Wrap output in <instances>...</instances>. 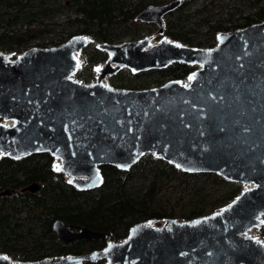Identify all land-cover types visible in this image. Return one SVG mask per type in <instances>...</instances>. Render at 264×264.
<instances>
[{
  "label": "water",
  "instance_id": "obj_1",
  "mask_svg": "<svg viewBox=\"0 0 264 264\" xmlns=\"http://www.w3.org/2000/svg\"><path fill=\"white\" fill-rule=\"evenodd\" d=\"M180 3L151 4L138 14V20L159 26V43L150 46L153 37L146 35L97 47L107 52L108 65L133 72L175 62L199 66L189 88L183 79L146 89L73 79L88 35L31 47L10 63L12 54L0 49V152L14 159L49 152L61 161L60 172L87 190L103 184L102 165L128 171L148 154L184 171L216 173L256 187L203 217L138 223L123 241L107 240L88 253L36 261L0 253V264H264V243L243 236L264 216V21L220 32L212 48L192 47L165 34V15ZM6 121L16 123L9 127ZM41 188L34 182L21 192ZM53 229L66 244L108 237L60 219Z\"/></svg>",
  "mask_w": 264,
  "mask_h": 264
},
{
  "label": "trees",
  "instance_id": "obj_2",
  "mask_svg": "<svg viewBox=\"0 0 264 264\" xmlns=\"http://www.w3.org/2000/svg\"><path fill=\"white\" fill-rule=\"evenodd\" d=\"M168 2L0 0V48L22 53L49 36L56 46L77 34L90 35L99 43H118L125 37L136 40L155 31L142 29L144 22L136 23L138 14L151 4ZM61 17L66 19L57 21ZM165 21L166 36L188 46L212 48L220 32L264 21V0H182L165 15ZM146 24L152 27L150 24L155 23ZM83 57L76 77L91 83L95 67L105 62L108 54L92 46ZM196 68L182 62L140 72L123 68L112 75V83L115 87L146 89L171 79H186ZM54 165V157L49 152L24 159L3 157L0 160V191L18 190L17 194L0 197V253L23 261L81 255L103 248L107 240L123 241L138 223L169 218L192 220L209 215L226 207L244 190L242 182L216 173L184 171L152 154L128 171L102 165L104 182L90 190L69 183L63 173L54 170ZM34 182L42 184L38 193L20 192ZM58 219L105 232L108 237L66 244L57 238L53 229ZM260 235L264 237V225ZM83 264L105 262L84 261Z\"/></svg>",
  "mask_w": 264,
  "mask_h": 264
},
{
  "label": "rangeland",
  "instance_id": "obj_3",
  "mask_svg": "<svg viewBox=\"0 0 264 264\" xmlns=\"http://www.w3.org/2000/svg\"><path fill=\"white\" fill-rule=\"evenodd\" d=\"M136 1V0H134ZM149 1V0H148ZM171 1V0H170ZM182 1V0H181ZM72 17H74V15H72ZM66 18L65 17H61L59 18V22L61 21H64ZM140 20H136V23H139ZM145 23L147 22H144V25L142 27V29H149V28H153L155 31L154 33L152 34V44H157L161 41V35L159 34V26L154 24H150L152 27H149V24H146ZM148 27V28H147ZM56 36V35H55ZM90 36V35H88ZM89 41H88V44L83 48L82 52H80L78 54V58H79V66H81V64H83L84 62V57H83V54L86 52V51H91L92 50V46L96 47L97 48V45L99 44V42L94 39L92 36H90L89 38ZM130 41V40H134L132 39L131 37H125L122 39V41ZM52 39H51V36H49L48 38L46 39H41L39 41H36L34 44H32L33 46L32 47H40V48H48V47H52V46H55V45H52L53 43L51 42ZM180 42V41H178ZM119 43V42H118ZM153 45H150V46H153ZM42 46H46V47H42ZM149 48V46H148ZM1 49V48H0ZM2 50V49H1ZM3 52H5L4 50H2ZM7 53V52H6ZM10 54H12V56H10L8 59L6 60H11V62H15V58H17L21 53H15V52H8ZM83 53V54H82ZM107 53V52H106ZM108 59V58H107ZM197 68L199 66H196ZM123 68H126L125 66H120L119 64L117 63H112V64H107V60L105 62H101L99 63L95 69H94V74H95V77H94V81L93 82H98L99 79L102 80V82L106 83L107 85H113L112 83V75H114L117 71L123 69ZM97 69H99V71H97ZM131 70V69H130ZM132 71V70H131ZM78 71H75L73 74H72V78L75 79V80H78L80 82H84L83 80H81L80 78H77L76 77V73ZM192 74H190L189 76H191ZM188 76V77H189ZM188 77L186 79H183V81H187L188 80ZM85 83V82H84ZM157 85H152V87H155ZM151 88V87H150ZM2 158V157H1ZM59 161L56 160L55 161V165H54V169H55V166L56 165H59ZM60 166V165H59ZM60 168L62 169V167L60 166ZM64 176L66 177V180L67 181H70L71 179H69V176L68 174H64ZM72 177V176H71ZM73 178V177H72ZM73 180V179H72ZM71 180V181H72ZM74 182V180L72 181V183ZM74 185H76V183H74ZM244 185V184H243ZM244 187V190L248 189L245 185L243 186ZM262 219V222L261 224H258L257 226L255 227H252L250 230H248L246 233L243 234L244 237L246 238H260V239H263L264 240V237L262 235H260V229L261 227L264 225V216L261 217ZM165 222V220H157V221H151V224H154V225H161ZM6 256H8L9 258L11 259H14L11 255L9 254H6ZM16 260V259H14Z\"/></svg>",
  "mask_w": 264,
  "mask_h": 264
},
{
  "label": "bare ground",
  "instance_id": "obj_4",
  "mask_svg": "<svg viewBox=\"0 0 264 264\" xmlns=\"http://www.w3.org/2000/svg\"><path fill=\"white\" fill-rule=\"evenodd\" d=\"M87 41H89V39H87ZM150 45H153L152 44V42L150 43ZM155 45V44H154ZM78 60H79V58H78ZM11 62V60H6V63H10ZM191 82H192V80L190 81L189 80V77H188V80L187 81H183V84L184 85H189V87H190V85H191ZM104 83V82H103ZM105 84V83H104ZM189 87H186V88H189ZM5 125H7V126H9V127H12L16 122H14V121H6V122H3ZM4 156V154L2 153V152H0V157H3ZM69 179H75V178H72L71 176H69ZM72 180V181H73ZM246 186V185H245ZM248 189H252V188H255L256 187V185L255 184H249V185H247L246 186ZM256 239H259L262 243H264V240L263 239H260V238H256Z\"/></svg>",
  "mask_w": 264,
  "mask_h": 264
},
{
  "label": "snow or ice",
  "instance_id": "obj_5",
  "mask_svg": "<svg viewBox=\"0 0 264 264\" xmlns=\"http://www.w3.org/2000/svg\"><path fill=\"white\" fill-rule=\"evenodd\" d=\"M220 39L222 40L223 38H220ZM97 71H99V69H97ZM194 78H195V74H192L191 76H189V80L190 81L193 80ZM185 87H189V85H185ZM55 170L56 171H61L62 169L60 168L59 165H56L55 166ZM97 175H98V173H97ZM69 183H72V181L70 180Z\"/></svg>",
  "mask_w": 264,
  "mask_h": 264
},
{
  "label": "flooded vegetation",
  "instance_id": "obj_6",
  "mask_svg": "<svg viewBox=\"0 0 264 264\" xmlns=\"http://www.w3.org/2000/svg\"><path fill=\"white\" fill-rule=\"evenodd\" d=\"M91 83H92V82H91ZM105 85H107V84L105 83ZM108 85H109V84H108ZM112 86H114V85H112ZM3 157H5V156H3ZM3 157H2V158H3ZM6 157H8V156H6ZM2 158H1V159H2ZM56 160H58L59 162H61L59 159L54 158V161H56ZM53 167H54V166H53ZM59 172H60V171H59ZM63 174H65V173H63ZM25 187H26V186H25ZM23 188H24V187H23ZM23 188H22V189H23ZM7 189H11V188H7ZM22 189H21V190H22ZM4 190H6V189H4ZM21 190H20V192H21ZM2 191H3V190H2ZM16 191H17V192H16V194H17V193H18V190L16 189ZM0 192H1V191H0ZM24 192H26V191H24ZM28 192H31V191H28ZM38 192H39V191H38ZM38 192H36V193H38ZM31 193H35V192H31ZM13 195H14V194H13ZM1 196H10V195H0V197H1Z\"/></svg>",
  "mask_w": 264,
  "mask_h": 264
}]
</instances>
